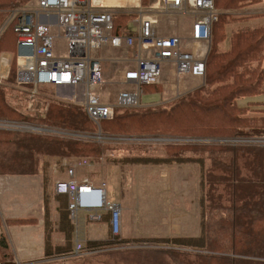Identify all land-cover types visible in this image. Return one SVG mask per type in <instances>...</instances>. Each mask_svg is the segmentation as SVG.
<instances>
[{
	"label": "trees",
	"instance_id": "obj_1",
	"mask_svg": "<svg viewBox=\"0 0 264 264\" xmlns=\"http://www.w3.org/2000/svg\"><path fill=\"white\" fill-rule=\"evenodd\" d=\"M215 1L216 8H236L241 4L240 0ZM22 4L24 2L17 0H0V8L7 7L0 13V25L8 19L12 10L22 9L18 7ZM125 17L114 15V34L126 30L125 24L119 22V18ZM256 17L262 20L255 25L234 27V21H248L252 17L224 13L219 15L218 21L213 24L212 43L206 59V80L203 86L167 105L116 108L112 119L101 121L103 135L132 137V134H135L138 142L122 143L120 140L99 142L92 138L53 139L47 134L36 136L0 130V175L44 173L45 190L48 192L51 179L46 173L47 157L56 159L62 172L65 170L63 160L66 159L69 164L73 162L71 161L73 158H86L92 163L106 162L119 165L120 186L123 188L127 185L129 166L196 164L199 169L201 210L198 236L113 238L110 233L106 241H87L84 250L107 245L176 246L187 251L181 254L174 252L173 258L177 264H264V146H252L254 143L238 141L208 144L199 140L190 142L189 145L165 143L163 146L154 144L149 148L147 147L149 144L139 142L147 139L158 141L154 139L164 136L203 138L206 132L222 135L217 130H224L223 134H233L236 136L235 139L264 135V117L257 116L259 114L264 116V110L254 112L248 108L240 109L238 106L240 98H252L264 93V89L257 91L252 88L256 83L247 78L253 76L245 75L249 71L241 64L246 59L245 55L248 54L249 57L251 51L259 46L264 53V14ZM229 23L231 28L227 29ZM8 32L15 35L17 44L13 23L6 25L0 33V53L13 52L9 45ZM228 32L231 34L230 39ZM225 41H227L226 47L223 48L225 50L220 51L219 45ZM16 60L15 52L12 54V64L15 63V67L5 83H0V117L7 114H24L35 121L67 128H90L91 131L96 128V124L84 109L81 111L72 102L65 103L64 99L61 100L47 92L48 87L53 85L38 86L36 93L33 94V83L19 84ZM226 80H232L235 87L230 86L229 89L212 87L216 82ZM156 87L154 84L143 85V93L160 92L161 89ZM13 94H16L15 98ZM201 95H205L206 99ZM17 98L20 101V109L15 105ZM252 103L264 105V102L251 101L248 102L249 106ZM21 109L23 111H20ZM241 116H247V120H242ZM183 121L186 124L190 123L189 126H197L185 132L190 135L185 134L184 129L178 128V124ZM252 125H260L261 133L252 134ZM142 149H145L143 154L146 155H142ZM66 195L59 193L54 195L61 203L58 228L53 226L49 218L50 195L47 193L45 197V257L74 253L75 225L69 216ZM108 217L107 213L103 219L108 220ZM55 234L63 237V243L55 241ZM0 264H14L13 251L4 233H0Z\"/></svg>",
	"mask_w": 264,
	"mask_h": 264
},
{
	"label": "rangeland",
	"instance_id": "obj_2",
	"mask_svg": "<svg viewBox=\"0 0 264 264\" xmlns=\"http://www.w3.org/2000/svg\"><path fill=\"white\" fill-rule=\"evenodd\" d=\"M15 1V0H14ZM19 2H24L22 5H18V7H22V9H34L37 0H17ZM26 2V3H25ZM127 9H133L134 11H143L144 13H154L157 11H164L163 3L159 2V0H138L137 5L130 4ZM157 7V8H155ZM7 7L0 8V13H3ZM118 10L116 13L120 16H125L124 13H121L120 10L122 8H117ZM138 14V13H136ZM132 17L135 14L131 15ZM166 20H161L160 25L168 31L172 27V24H175L176 28L188 30L193 20V16L190 13H174L169 12L165 14ZM9 18V17H8ZM51 21L52 16L49 17ZM168 19H171L169 21ZM5 20V19H4ZM128 18H119L120 24H125V28H128ZM8 21V19L6 20ZM6 21L2 22L0 25V33L2 30L6 28ZM42 23H51L52 22H45L42 20ZM120 24L119 27L121 26ZM129 25L134 29L133 23H129ZM193 25V24H192ZM118 27V28H119ZM192 30V29H191ZM121 31H124L121 30ZM51 33L53 35L56 34V29L52 28ZM231 34L228 32V38L230 39ZM8 37L10 39L9 45L12 47V51H2L0 53V83L4 84L5 80L9 78L12 70L15 67V63L12 64V54L17 53V46L15 42V35L11 32H8ZM228 40V39H227ZM54 44L56 47V53L59 55H66L63 52L65 40L62 38H55ZM229 45V44H228ZM228 47V46H227ZM211 49V48H210ZM220 51L225 50L220 45L218 48ZM261 46L259 48H255L252 50V54L246 59L243 60L241 63L242 66L247 69L249 72L245 75H252L253 77H248V80L253 81L252 88L261 91L264 89V53ZM210 53V51H209ZM6 56L10 59L8 65H5L1 62V58ZM170 63H163L161 65V78H165L168 81L166 83V87L164 92L157 96L156 93L151 94L150 92H145L141 95L140 105L138 107L144 106H157L163 104H170L175 102L176 100L180 99L181 97L186 96L190 91H188L189 87L183 86L180 83L178 76L175 72L172 71ZM16 65H18V59L16 60ZM130 65V64H129ZM249 68L254 69L253 71L249 70ZM104 73L102 77V81L98 84L92 92L96 94L100 100L104 103L115 104L118 99V95L121 91L125 90H133L134 86H129L120 81L119 70H114V67L111 63H107L103 66ZM241 70V69H240ZM175 71V70H174ZM165 75V76H164ZM3 76V78L1 77ZM17 79H18V72H17ZM204 79L194 78L190 76H185L183 81L187 82L188 84L194 86H198L197 88L203 86L205 83ZM157 88H161L160 83L154 85ZM233 86L232 80L228 81H218L212 87H222L224 89H229V87ZM258 86V87H257ZM53 87V86H52ZM48 87L47 92L55 97L65 100V103L72 102L75 107L80 108V110L84 109L83 105V88L78 87L76 90L73 87H65V86H57V87ZM196 89V88H195ZM75 90V91H73ZM188 91V92H186ZM161 92V91H160ZM74 93V94H72ZM72 94V95H71ZM14 98L16 94H13ZM201 97L206 99L205 95H201ZM251 101H263L264 102V93L258 96H254L252 98H240L238 101V106L240 109H250L254 112H262L264 110V105H255L256 103H252L249 106L248 102ZM156 103V104H155ZM15 105L17 108L20 109V101L18 98L15 101ZM24 106V105H23ZM238 107V108H239ZM23 109V107H22ZM20 111H23V110ZM81 110V111H82ZM85 110V109H84ZM258 114V113H257ZM242 115V114H240ZM260 118L264 117L261 114L257 115ZM247 116H241L242 120H247ZM245 122V121H244ZM249 124V123H245ZM181 129H184V133L186 131H190V129L196 128L195 125H190V123L186 124L184 121L181 124H178ZM188 125V126H187ZM244 126V125H243ZM95 129L91 131L90 128L87 129H73L67 128L60 125H53L48 122L44 121H35L33 118H29L21 115H12L7 114L5 117H0V130L1 131H12V132H19V133H29L31 135L41 136L44 134L52 136L53 139H60V138H68V139H96L98 140V134L101 132L102 134V125H95ZM260 125H252L251 132L252 134L261 133ZM213 130V129H210ZM219 134L213 132H206L205 137L203 138H193L188 136H164L155 138L154 140H139V142L149 144L147 147L151 148L154 144H158L160 146L165 145V143H179V144H188L194 142H205L208 144H216V143H230L233 141H228L235 139L236 136L233 134H223L224 130H217ZM190 135L189 133H185ZM103 135V134H102ZM133 136H120L119 139L122 143L128 142H138V138L135 134ZM233 135V136H232ZM90 136V137H87ZM106 136V135H105ZM148 138V137H146ZM191 138V139H190ZM192 141H190V140ZM245 139L244 142L247 140H256L250 141L249 143L252 146L261 145L264 146V135L263 136H251L242 138ZM99 142H102L98 140ZM115 142L116 139H110L106 142ZM151 142V143H149ZM243 143V142H242ZM146 149V147H145ZM145 149H142V155L145 153ZM215 155V154H214ZM223 157V156H221ZM73 158L71 161L75 160ZM47 160V169H54V171L59 170L58 164L55 162L56 159L54 158H46ZM70 161V160H69ZM209 165L211 164L210 159L208 160ZM57 164V166L55 165ZM52 166V168H49ZM128 179L135 180V183L129 187L127 190L123 191L120 186V177L116 174L118 172V167L111 168L115 173L109 171L110 174H114L111 179L112 181L107 182V200L110 202H120L122 199L125 202V206H128V224L131 223V212L138 210L140 215H158V224L156 226H148L146 224V220L143 221L144 218L140 219L139 230H143V228L147 230H153L158 234L166 235V234H177L181 236H186L185 233L189 229L190 232L196 231V223L198 224V219L200 216V203H199V195H200V186H199V169L196 164H187L186 166H156V167H135L132 166L127 167ZM119 173V172H118ZM115 176V177H114ZM121 176V175H120ZM129 182V181H128ZM182 212H184L182 214ZM185 212L188 215H185ZM135 213V212H134ZM182 214V215H181ZM127 217V216H126ZM153 219L155 217L152 216ZM143 221V223H142ZM155 224V223H154ZM131 225V224H130ZM146 225V226H145ZM132 226V225H131ZM195 226V229L193 227ZM188 227V228H186ZM187 234V233H186ZM185 248L176 247V246H158V245H142V244H134V245H107L105 247H98V248H91L83 250L79 253H71L70 255L62 258L59 260V256H53L55 258L53 262L50 264H177L174 261L173 254L174 252L184 253ZM182 256H186L182 254ZM190 257V256H189Z\"/></svg>",
	"mask_w": 264,
	"mask_h": 264
},
{
	"label": "built area",
	"instance_id": "obj_3",
	"mask_svg": "<svg viewBox=\"0 0 264 264\" xmlns=\"http://www.w3.org/2000/svg\"><path fill=\"white\" fill-rule=\"evenodd\" d=\"M167 9H184V0H161ZM196 19L192 25L191 39L196 42L211 43L213 24L219 19L215 0H192ZM56 16V24L42 23L41 16ZM13 23V31L17 38L18 83H33V94L41 85L83 87V107L88 117L98 126L101 121L113 118L116 108L137 107L140 105L143 85L156 84L162 73L161 65L170 63L175 67L179 77L190 75L206 77V55L198 54L183 48L182 40L175 35L159 36L154 21L143 17L137 28V34L125 32L114 34V13L110 10L95 11L89 0H37L34 9H14L5 25ZM56 29V34L51 29ZM55 38L65 40L63 52L56 53ZM138 43L141 51L137 57L135 68L127 70L124 81L134 86L133 90L121 91L115 104L104 103L92 92L101 83L103 73L97 51L105 45L122 47ZM29 62L28 67L23 62ZM6 56L1 62L8 65ZM90 137V136H87ZM98 140H106L101 132ZM250 140V139H249ZM246 142L245 139L228 141ZM256 141V140H250ZM264 143V141H263ZM87 161L75 159L67 164L70 179L57 181L55 190L69 197L71 216L76 217L80 208L89 210L103 209L110 212V227L113 238L121 234V207L118 203L107 200L105 186L94 188L89 179L79 183L76 178L78 166ZM87 194L89 201H82L81 196ZM93 219L100 216L94 214ZM74 250H84L83 244L76 240Z\"/></svg>",
	"mask_w": 264,
	"mask_h": 264
},
{
	"label": "crops",
	"instance_id": "obj_4",
	"mask_svg": "<svg viewBox=\"0 0 264 264\" xmlns=\"http://www.w3.org/2000/svg\"><path fill=\"white\" fill-rule=\"evenodd\" d=\"M130 4L137 5L138 0H89L93 10L95 11H104V10H110L114 13V15L118 14L116 13L118 10L117 8H122L120 10L121 13H124L126 18H128V28L125 31L137 34V28L140 25V21L143 17H149L154 21V27L156 30V33L159 36H170L175 35L181 38L183 48H186L190 51H193L198 54L206 55V59L209 55V51L211 48V43L207 42H196L191 39V29L192 24L196 19V15L193 12L192 8V0H184V9H167L164 4L163 8L164 11H157L152 13H144L143 11H134L133 9H127V5ZM241 4L239 7L236 8H216L219 12V15L221 14H231L235 16H241V17H252L248 21H237L233 23L234 27H241L245 25H255L258 22H260L262 19L260 17H256L257 15L264 14V0H240ZM159 2H162L159 0ZM35 8L37 7V1L34 5ZM157 8V7H155ZM169 12L174 13H190L193 16L192 23L190 25V28L188 30H183L175 27V24H172L173 28H170V30L166 31L163 26L160 25L161 20H166L165 14ZM138 13V14H136ZM135 14L134 17L131 15ZM52 16L51 21L50 18L46 15L41 16L42 20L45 22H52L53 24H56V16ZM173 23L171 19H168ZM129 23H133L134 29L129 25ZM227 29L231 28V23L227 24ZM125 31H122L121 33H125ZM120 33V34H121ZM227 45V41H225L223 44H221L222 48H225ZM139 51H141L138 43L136 42L133 46H127L124 45L122 47H114L111 45H105L102 48H100L96 56L101 61V68L102 73H104L103 66L107 63H111L114 67V70H119L120 75V81L124 84V74L127 70L131 68H135L137 64V57L139 56ZM130 64V65H129ZM171 66V69L173 72L176 71L175 67L172 64H169ZM162 74V73H161ZM165 76V75H164ZM190 76V75H186ZM3 78V76H1ZM185 76L179 77L180 83L183 86L189 87L188 91L193 90L197 88L198 86L193 85L190 86L187 82L183 81ZM193 77V76H190ZM199 78V77H194ZM203 79V78H199ZM161 85V92H152L151 94H155L157 96L161 95L164 92L166 83L168 84V81L163 77L161 78L159 82ZM156 83V84H158ZM154 84V85H156ZM128 85V84H126ZM132 86V85H129ZM77 86L73 87V89H77ZM83 88V87H82ZM75 89V90H76ZM73 90V91H75ZM186 91V92H188ZM74 94V93H72ZM71 94V95H72ZM263 102V101H259ZM156 104V103H155ZM141 106V105H140ZM105 136V135H104ZM106 140L103 142L110 140V139H116L119 141L120 136H106ZM80 160H86L87 163L83 164L81 166L77 167L75 178L79 183H82L85 178H88L91 185L98 189L101 187V184L104 182L106 183L105 186V192L107 197V182L112 181L111 177L115 173L112 171L113 169L118 167L117 176L120 177L121 175V168L117 164L112 163H106V162H100V163H92L86 158H76ZM74 161V160H73ZM57 163V160L55 161ZM67 160H63L62 164L65 165L64 172H62L59 168V170L54 171V169H46V173L49 175L51 181L49 183L48 192L45 190L44 185V173H38V174H32V175H20V174H1L0 175V222L2 223L0 225V233H4L10 243L11 249L13 251L14 255V264H50L54 261L55 258L52 257H45L44 256V245H45V197L47 193L50 195L49 197V210L50 215L49 218L53 223V226L55 228H58L60 225V210H61V203L54 198V195L57 194L55 190V184L57 181H67L70 179L69 175L67 174ZM58 164V163H57ZM57 164H55L57 166ZM156 166H174V165H134L132 166L134 169L135 167H156ZM176 166H186V164H177ZM49 168H52L50 166ZM117 170V169H116ZM109 171L113 172L112 174L109 173ZM128 171V170H127ZM115 177V176H114ZM107 181V182H106ZM129 181V182H128ZM135 183V180H130L127 177V185L122 188L123 191L127 190L129 187H131ZM67 196L68 201V209H69V197ZM114 203V202H113ZM118 203L121 207V215H120V221H121V227H120V237L123 238H131V237H174V236H181L177 234H158L157 232L153 230H147L143 228V230H139L140 225V219L144 218L143 221L146 222L148 226H156L158 224V218L159 214L152 215L155 217V219L152 218V216L149 215H140L139 211H132L131 212V223L128 224V206H125V202L121 199ZM70 212V219L75 225V231H74V238H73V249L75 247L76 240L79 239V241L83 244V246H86L87 241H97V242H103L106 241L110 235V224H109V217L110 212L103 210V209H97V210H89L85 208H80L77 213L76 217L73 218L71 216ZM135 212V213H134ZM109 214L108 220H104L103 217L105 215ZM184 212H182L183 214ZM94 214H98L100 216V219L95 220L92 218ZM181 214V215H182ZM185 215L187 216L188 213L185 212ZM127 216V217H126ZM30 221V222H19V221ZM142 221V223H143ZM155 223V224H154ZM132 226H131V225ZM196 231L190 232L189 227L188 231L185 233L186 236H198L200 231V216L198 219V224L196 223ZM146 226V225H145ZM188 228V227H186ZM195 229V226L193 227ZM56 242L63 243V237L57 236L55 234L54 237ZM75 252V250H74ZM70 255V254H68ZM68 255H61L59 256V260L62 258L68 256ZM55 257V256H54Z\"/></svg>",
	"mask_w": 264,
	"mask_h": 264
},
{
	"label": "water",
	"instance_id": "obj_5",
	"mask_svg": "<svg viewBox=\"0 0 264 264\" xmlns=\"http://www.w3.org/2000/svg\"><path fill=\"white\" fill-rule=\"evenodd\" d=\"M81 200L84 201V202H86V201H89L90 200V197L87 194H83L81 196Z\"/></svg>",
	"mask_w": 264,
	"mask_h": 264
},
{
	"label": "bare ground",
	"instance_id": "obj_6",
	"mask_svg": "<svg viewBox=\"0 0 264 264\" xmlns=\"http://www.w3.org/2000/svg\"><path fill=\"white\" fill-rule=\"evenodd\" d=\"M215 2H216V1H215ZM21 62H23V61L21 60ZM23 63L25 64L26 67H28V66L30 65L29 62H27V63L23 62ZM198 141H199V140H198Z\"/></svg>",
	"mask_w": 264,
	"mask_h": 264
}]
</instances>
